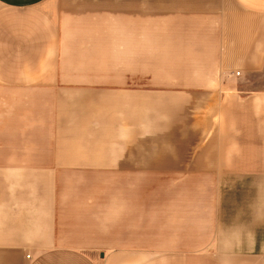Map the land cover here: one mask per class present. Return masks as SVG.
Instances as JSON below:
<instances>
[{"label": "crops", "instance_id": "obj_1", "mask_svg": "<svg viewBox=\"0 0 264 264\" xmlns=\"http://www.w3.org/2000/svg\"><path fill=\"white\" fill-rule=\"evenodd\" d=\"M264 0H0V264H264Z\"/></svg>", "mask_w": 264, "mask_h": 264}, {"label": "rangeland", "instance_id": "obj_2", "mask_svg": "<svg viewBox=\"0 0 264 264\" xmlns=\"http://www.w3.org/2000/svg\"><path fill=\"white\" fill-rule=\"evenodd\" d=\"M254 87L259 88V89H264V76L255 81Z\"/></svg>", "mask_w": 264, "mask_h": 264}]
</instances>
